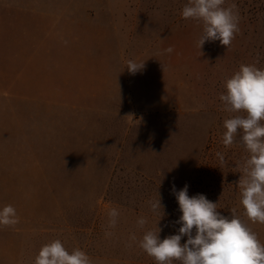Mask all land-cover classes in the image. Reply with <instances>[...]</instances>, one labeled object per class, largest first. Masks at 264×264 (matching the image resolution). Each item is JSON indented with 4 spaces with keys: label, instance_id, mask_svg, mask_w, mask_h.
I'll use <instances>...</instances> for the list:
<instances>
[{
    "label": "rangeland",
    "instance_id": "374dc122",
    "mask_svg": "<svg viewBox=\"0 0 264 264\" xmlns=\"http://www.w3.org/2000/svg\"><path fill=\"white\" fill-rule=\"evenodd\" d=\"M186 3L0 0V209L19 218L0 225V264H35L57 239L92 264H135L146 230L178 234L173 184L234 211L264 243V224L240 203L248 153L223 144L233 114L220 100L240 65L264 69V0H226L240 29L227 49H200L202 25L182 18ZM130 60L143 69L130 73Z\"/></svg>",
    "mask_w": 264,
    "mask_h": 264
},
{
    "label": "clouds",
    "instance_id": "9594fccd",
    "mask_svg": "<svg viewBox=\"0 0 264 264\" xmlns=\"http://www.w3.org/2000/svg\"><path fill=\"white\" fill-rule=\"evenodd\" d=\"M226 0H187L181 16L202 25L198 44L219 41L226 49L239 33V15L234 4L225 7ZM168 53L173 51L170 46ZM144 63L128 61L127 69L135 74ZM225 92L220 95L226 111L232 113L223 122V144L231 146L242 143L247 158L243 164V175L238 181L240 203L244 215L252 223L264 224V69L255 64H242L228 78ZM221 163L224 156L217 153ZM171 193L175 196L182 213L176 224L178 234L160 239L161 228L146 230L139 240V247L156 264H264V243L243 219L233 211L224 216L217 210V203L204 194L189 196L188 185L177 190L173 184ZM159 196V195H158ZM153 213L163 209L161 198L150 201ZM109 226L115 227L119 211L112 208ZM19 222L16 210L11 205L0 209V225L14 226ZM137 224L144 228L147 219L141 217ZM186 242L181 243L182 238ZM135 240V235L132 236ZM35 264H92L88 254L77 248L69 252L60 240L45 244L39 250Z\"/></svg>",
    "mask_w": 264,
    "mask_h": 264
},
{
    "label": "trees",
    "instance_id": "16d2710c",
    "mask_svg": "<svg viewBox=\"0 0 264 264\" xmlns=\"http://www.w3.org/2000/svg\"><path fill=\"white\" fill-rule=\"evenodd\" d=\"M210 146H211V143L208 144V146H207L206 149H209ZM216 172H217V169H214V170L212 169L210 171V176H211L212 180H214V181L217 180V174H216ZM150 219H155L156 221H160L161 220V218H159V216H157V217L155 216V217H152ZM171 227L172 226H169V224L162 225L161 226L162 231L159 234L160 237L163 236V234L165 233L164 232L165 230L167 231L166 237L169 236V235H174L175 233H174V231H171ZM152 230L155 231L156 229H152ZM139 251L143 255L144 258H142V260H140V261H135L134 262L135 264H156V262L154 261V259L151 258V257H149L141 248H139Z\"/></svg>",
    "mask_w": 264,
    "mask_h": 264
}]
</instances>
